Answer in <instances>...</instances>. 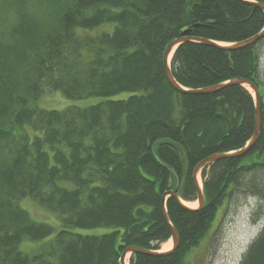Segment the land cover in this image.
Listing matches in <instances>:
<instances>
[{"label":"trees","instance_id":"trees-1","mask_svg":"<svg viewBox=\"0 0 264 264\" xmlns=\"http://www.w3.org/2000/svg\"><path fill=\"white\" fill-rule=\"evenodd\" d=\"M39 1L0 0V264H121L131 245L159 250L171 237L160 206L176 181L153 144L164 139L155 151L177 172L178 195L193 201L196 165L244 147L255 128L254 98L244 86L178 92L166 78L164 53L187 29L216 42L246 40L264 29V11L244 0ZM263 41L232 51L184 42L171 71L189 89L245 78L263 98ZM47 90L99 101L47 109L39 105ZM262 109L252 150L202 169L203 208L167 198L179 246L133 254L130 264H186L235 187L257 196L264 215V181L249 178L264 165V102ZM24 199L55 214L59 230L32 219ZM101 228L109 232L82 231ZM239 264H264V227Z\"/></svg>","mask_w":264,"mask_h":264},{"label":"rangeland","instance_id":"rangeland-1","mask_svg":"<svg viewBox=\"0 0 264 264\" xmlns=\"http://www.w3.org/2000/svg\"><path fill=\"white\" fill-rule=\"evenodd\" d=\"M45 1H39L40 5L44 4ZM259 48L261 52L260 78L264 85V41L261 42ZM250 91L253 93L251 89ZM262 94L263 103L264 89ZM128 95V93L118 94L115 98L127 97ZM98 101L99 98L90 97L73 102L71 99H67L62 92L47 90L46 94L39 100V105L47 109H63L69 105L86 106ZM250 160L251 158H248L245 162ZM249 176L250 179L264 181V165L260 166L257 173H251ZM200 183L204 184L201 177ZM256 197L247 189L235 187L232 190V200L222 208L211 232L206 235L197 248L187 255L186 264H239L251 242L264 227V215L258 214L259 203ZM186 204L198 207L197 201L186 202ZM20 205L35 221L55 225L57 230H59V222L55 214L40 207L31 199L22 200ZM82 231L89 234H104L109 232V229L101 228ZM42 243V241L26 242L25 245L27 247H39ZM172 247L173 241L171 239L160 244L161 251H168ZM128 257V263H130V256Z\"/></svg>","mask_w":264,"mask_h":264},{"label":"water","instance_id":"water-1","mask_svg":"<svg viewBox=\"0 0 264 264\" xmlns=\"http://www.w3.org/2000/svg\"><path fill=\"white\" fill-rule=\"evenodd\" d=\"M247 3H250L256 7H259L260 9H262L264 11V3H257L254 1H250V0H244ZM183 35L175 40H173L170 45L167 47L165 53H164V69H165V74H166V78L169 82V84L177 91L181 92V93H188V94H213L218 92L219 90L225 88L226 86L232 85V84H237V85H248L255 93V98H256V111H255V128H254V133L252 136L251 141L242 149L238 150V151H233L231 153L225 154V153H217L216 155L208 158V159H204L203 161H201L200 163H198V165H196V167L194 168L193 171V178L195 181V185H196V189H197V201H198V208H190L188 207L184 201H182V199L180 198V196L177 193V188L180 185V179L179 176L177 174V172L175 171V169L173 167H171L170 165L166 164L164 161H162L155 153V147L156 145L161 142L164 139H158L152 146V152L153 155L155 157V159L157 160V162L163 166L164 168H166L168 171H170L174 177H175V181H176V189L174 190H170L167 191L166 193H164L163 196V200L161 202V214L163 216V219L165 220V223L167 224L168 228L170 229L171 232V238L173 240V248L170 251L175 250L179 244H180V237L178 235V232L176 231V229L174 228L173 224L171 223V221L169 220L168 214H167V210H166V204H165V200H166V196H172L174 197L183 207L189 209V210H195V209H201L204 207L205 205V196H204V192L202 190V187L199 184L198 181V174L200 173V171L205 168L206 166L210 165V163L217 161L219 159H223V158H238V157H242L245 154H247V152L253 147L254 143L256 142V140L258 139V137L260 136L261 133V127H262V106H261V96H260V92L257 88V86L250 80L248 79H244V78H234L231 79L227 82H223V83H219L216 85H212L209 87H204V88H198V89H189L186 88L184 86H182L174 77L172 71H171V65H170V55H172V53L175 52L176 48L181 45L184 42H188V41H194V42H200V43H204L207 45H214L218 48L224 49V50H228V51H232V50H237V49H241V48H245L251 44L256 43L258 40H260L261 38L264 37V30H262L261 32L257 33L256 35L240 41V42H235V43H230V44H220L216 41L210 40V39H206V38H197V37H190L189 36V29L185 30L183 33ZM173 56V55H172ZM220 117L224 118L226 120V122L228 123L229 126V132H231L230 130V120L228 117H226L223 114H219ZM136 253H146V254H151V255H159L162 254L163 252H159V251H153V250H149V249H145L142 247H138V246H134L131 245L129 247H127L124 252L122 253V256L120 258V262L121 264H125V259L127 257L128 254H136Z\"/></svg>","mask_w":264,"mask_h":264},{"label":"bare ground","instance_id":"bare-ground-1","mask_svg":"<svg viewBox=\"0 0 264 264\" xmlns=\"http://www.w3.org/2000/svg\"><path fill=\"white\" fill-rule=\"evenodd\" d=\"M189 36H190V37H193V36H191V35H189ZM220 43H223V42H220ZM223 44H225V43H223ZM171 57H172V55L170 56V59H171ZM176 91H177V90H176ZM178 92H179V91H178ZM261 128H262V127H261ZM259 138H260V136L258 137V139L256 140V142L254 143L253 147L256 145V143L258 142ZM251 139H252V138H251ZM251 139L246 143V145L251 141ZM246 145H245V146H246ZM245 146H244V147H245ZM253 147H252V148H253ZM252 148H251L250 150H252ZM250 150H249V151H250ZM249 151H248V152H249ZM231 152H233V151L226 152L225 154H228V153H231ZM248 152H247V153H248ZM155 153H156V151H155ZM156 155L159 157V155H158L157 153H156ZM214 155H216V154H214ZM214 155H211V156H209L208 158H210V157H212V156H214ZM159 158H160V157H159ZM208 158H205V159H208ZM202 161H203V160H202ZM214 162H215V161H214ZM212 163H213V162H212ZM210 164H211V163H210ZM189 207H192V205L189 206ZM128 256H130V255L128 254L127 257H128ZM127 257H126L127 260L125 259V264H130V263H128V258H127Z\"/></svg>","mask_w":264,"mask_h":264},{"label":"crops","instance_id":"crops-1","mask_svg":"<svg viewBox=\"0 0 264 264\" xmlns=\"http://www.w3.org/2000/svg\"><path fill=\"white\" fill-rule=\"evenodd\" d=\"M127 258H129V257H127ZM127 260V259H126Z\"/></svg>","mask_w":264,"mask_h":264}]
</instances>
